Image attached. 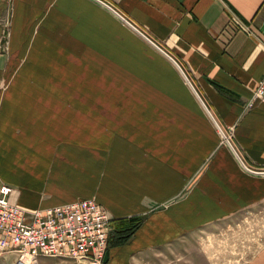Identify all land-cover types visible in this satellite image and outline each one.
<instances>
[{
    "label": "crops",
    "instance_id": "obj_1",
    "mask_svg": "<svg viewBox=\"0 0 264 264\" xmlns=\"http://www.w3.org/2000/svg\"><path fill=\"white\" fill-rule=\"evenodd\" d=\"M105 1L178 61L246 165L264 170V104L248 106L264 77V0ZM9 9L0 0V20ZM4 29L0 21V38ZM33 29L27 59L68 68L15 73ZM62 45L68 57L48 54ZM11 51L0 52V78L15 76L0 105V183L27 211L88 198L104 205L106 264H222V229L259 207L264 215V174L241 165L178 67L101 3L14 0ZM56 75L115 92L114 106L131 109L133 135H46L40 110L53 82L44 77ZM237 238L245 243L229 241L241 254L229 264H264V239L254 245L245 229ZM16 259L0 254V264Z\"/></svg>",
    "mask_w": 264,
    "mask_h": 264
},
{
    "label": "rangeland",
    "instance_id": "obj_2",
    "mask_svg": "<svg viewBox=\"0 0 264 264\" xmlns=\"http://www.w3.org/2000/svg\"><path fill=\"white\" fill-rule=\"evenodd\" d=\"M9 11L2 14L1 23L5 26V34L0 38V52L11 56V41L14 19V0H7ZM67 31L61 30L62 43L68 42L69 36ZM37 29H33L31 37H29L28 46L17 51H25L23 57L19 60L13 61L16 67L15 73L21 67H39V68H68L69 61L65 59H45L40 61H33L27 59L29 53L35 51V38ZM35 45V47H34ZM68 45V44H67ZM33 50V51H32ZM55 51H49L52 57L60 54L62 57H68V51L62 45ZM47 51V49H46ZM72 61V60H71ZM78 61V60H77ZM79 62V61H78ZM83 66V65H81ZM15 76L6 77L3 74L0 78V105L4 98L6 91L9 88L10 82ZM71 77L70 79L72 80ZM87 77L77 75V85L69 81L66 76H45L44 79L53 82L47 84L45 87V94L42 99V107L40 116L45 127L46 135H133L131 123L128 117L131 109H122L114 106L116 101V93L102 92L100 86L92 85L93 90L89 91V82L86 81ZM90 79V77H88ZM47 81V82H49ZM128 112V113H127ZM256 214L248 215L249 217H241L233 227L222 229L217 237L220 240V251L222 264H229L230 256H240L241 254L235 249L229 247L230 244H244L245 239H236L235 234L241 235L245 229L247 234L252 233L254 245H259L264 239V215L260 207L253 211ZM231 238V239H230ZM236 242V244H235ZM264 242V241H263ZM208 243V241H206ZM1 261V260H0ZM7 261V260H6ZM3 263L5 259H3ZM233 263H236L233 261Z\"/></svg>",
    "mask_w": 264,
    "mask_h": 264
},
{
    "label": "built area",
    "instance_id": "obj_3",
    "mask_svg": "<svg viewBox=\"0 0 264 264\" xmlns=\"http://www.w3.org/2000/svg\"><path fill=\"white\" fill-rule=\"evenodd\" d=\"M264 104V77L249 100ZM13 189L0 183V254L12 252L13 264H39L41 256H62L82 264H106L111 218L93 198L27 211L10 201Z\"/></svg>",
    "mask_w": 264,
    "mask_h": 264
},
{
    "label": "water",
    "instance_id": "obj_4",
    "mask_svg": "<svg viewBox=\"0 0 264 264\" xmlns=\"http://www.w3.org/2000/svg\"><path fill=\"white\" fill-rule=\"evenodd\" d=\"M96 1L104 5L105 7H107L113 13H115L121 20H123L126 24H128L131 28H133L138 34H140L144 39H146L149 43H151L155 48H157L164 55H166L178 67V69L181 71V73L183 74V76L185 77L189 85L192 87L194 93L197 95L202 105L204 106L208 114L210 115L211 119L213 120L215 125L218 127L220 133L222 134V137L225 139L226 143L230 146V148L232 149L233 153L235 154V156L237 157L241 165L250 172H253L256 174H264V170H255L246 165V163L244 162V160L242 159V157L236 150L235 146L233 145L231 140L228 138V135L226 134L224 129L221 127L219 122L216 120L213 113L206 105V103L203 101L202 97L200 96V94L198 93V91L196 90L193 83L191 82V80L189 79V77L187 76L183 68L181 67V65L178 63V61L169 52H167L162 46H160L156 41H154L150 36H148L144 31H142L138 26H136L132 21H130L125 15L119 12L115 7H113L107 1L105 0H96Z\"/></svg>",
    "mask_w": 264,
    "mask_h": 264
},
{
    "label": "bare ground",
    "instance_id": "obj_5",
    "mask_svg": "<svg viewBox=\"0 0 264 264\" xmlns=\"http://www.w3.org/2000/svg\"><path fill=\"white\" fill-rule=\"evenodd\" d=\"M25 261H26L25 263H27V264H29V263H30L28 259H26Z\"/></svg>",
    "mask_w": 264,
    "mask_h": 264
}]
</instances>
